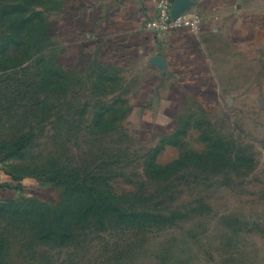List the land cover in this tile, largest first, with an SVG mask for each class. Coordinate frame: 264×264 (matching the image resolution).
<instances>
[{
    "label": "rangeland",
    "instance_id": "rangeland-1",
    "mask_svg": "<svg viewBox=\"0 0 264 264\" xmlns=\"http://www.w3.org/2000/svg\"><path fill=\"white\" fill-rule=\"evenodd\" d=\"M37 6L0 0V264H264V60L182 149H78L35 89Z\"/></svg>",
    "mask_w": 264,
    "mask_h": 264
},
{
    "label": "crops",
    "instance_id": "crops-1",
    "mask_svg": "<svg viewBox=\"0 0 264 264\" xmlns=\"http://www.w3.org/2000/svg\"><path fill=\"white\" fill-rule=\"evenodd\" d=\"M36 3L46 45L35 89L71 112L66 136L82 138L78 149H182L202 107L264 60V0H175L201 28L158 36L146 27L156 0Z\"/></svg>",
    "mask_w": 264,
    "mask_h": 264
},
{
    "label": "built area",
    "instance_id": "built-area-1",
    "mask_svg": "<svg viewBox=\"0 0 264 264\" xmlns=\"http://www.w3.org/2000/svg\"><path fill=\"white\" fill-rule=\"evenodd\" d=\"M175 0H156L155 17L150 20L146 27L155 35H165L184 29L196 33L201 28V18L188 12H173Z\"/></svg>",
    "mask_w": 264,
    "mask_h": 264
},
{
    "label": "water",
    "instance_id": "water-1",
    "mask_svg": "<svg viewBox=\"0 0 264 264\" xmlns=\"http://www.w3.org/2000/svg\"><path fill=\"white\" fill-rule=\"evenodd\" d=\"M182 11H183V10L177 8L176 3H175V1H174V9H173V12H174L175 14H178V13H180V12H182Z\"/></svg>",
    "mask_w": 264,
    "mask_h": 264
},
{
    "label": "trees",
    "instance_id": "trees-1",
    "mask_svg": "<svg viewBox=\"0 0 264 264\" xmlns=\"http://www.w3.org/2000/svg\"><path fill=\"white\" fill-rule=\"evenodd\" d=\"M14 180H17V178H16V177H14ZM45 186H47V185H45Z\"/></svg>",
    "mask_w": 264,
    "mask_h": 264
}]
</instances>
